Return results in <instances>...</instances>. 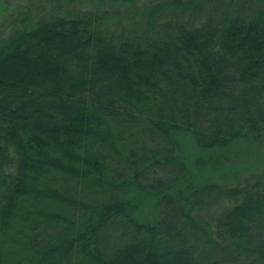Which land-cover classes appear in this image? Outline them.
<instances>
[{
  "label": "trees",
  "instance_id": "obj_1",
  "mask_svg": "<svg viewBox=\"0 0 264 264\" xmlns=\"http://www.w3.org/2000/svg\"><path fill=\"white\" fill-rule=\"evenodd\" d=\"M8 15L0 264H264V175L195 185L175 153L180 133L201 150L264 144V0ZM150 203L160 217H137Z\"/></svg>",
  "mask_w": 264,
  "mask_h": 264
},
{
  "label": "rangeland",
  "instance_id": "obj_2",
  "mask_svg": "<svg viewBox=\"0 0 264 264\" xmlns=\"http://www.w3.org/2000/svg\"><path fill=\"white\" fill-rule=\"evenodd\" d=\"M30 1L32 0H0V38L9 36L13 30V26L9 22L8 14H10V11L25 8L29 5ZM91 4H94V2L88 1L83 6L86 7L85 9H90L92 8ZM76 7L77 5L71 10L75 11L78 9ZM192 7H189L188 12ZM179 138L180 143L176 147V157L185 163L187 176L195 175L193 178L191 177V180L194 181L192 183L195 185H202L210 181L221 182L224 185H233L246 180H252L255 175H264V144H258L257 141L252 140L248 145L238 143L232 146L231 149L214 148L201 150L197 147L194 137L190 134L180 133ZM199 159L205 161L204 164L207 169L197 164V160ZM227 170L233 173V177L226 178ZM184 189L183 181L178 186H171L170 192L179 194ZM159 210L152 203L148 205L143 204L137 209L135 214L137 217L147 219L151 217L156 218L161 215Z\"/></svg>",
  "mask_w": 264,
  "mask_h": 264
}]
</instances>
